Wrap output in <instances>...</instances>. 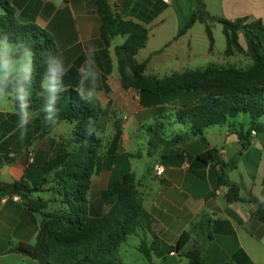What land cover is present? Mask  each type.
Wrapping results in <instances>:
<instances>
[{
	"label": "crops",
	"instance_id": "crops-1",
	"mask_svg": "<svg viewBox=\"0 0 264 264\" xmlns=\"http://www.w3.org/2000/svg\"><path fill=\"white\" fill-rule=\"evenodd\" d=\"M8 1L15 7L19 21L34 22L52 35L57 51L49 66H58L61 70L56 92L74 88L101 108L91 126L100 140L98 166L95 164L91 172L86 193L93 214L110 207L115 197L114 187L123 171L128 170L134 175L141 206L153 218L151 230L161 240L159 253L152 256L153 264H188L185 253L195 240L203 238L199 229H191V238L180 251L168 252L167 249L203 214L210 219L207 228L212 235L201 252L205 264H264V224L252 215L257 203L245 200L249 196L262 199L264 120H257L259 128H250L245 139L238 134L245 133L249 125L240 123L236 127L227 121L205 128L202 136L188 135L153 151L149 145V125L161 122L163 136L168 139L186 131L184 125L174 121L176 101L151 103L135 89L122 88L114 48L126 35L105 38L100 33L94 1ZM202 1L211 15L229 20H260L264 27V0ZM112 2L124 19L138 22L147 29L145 45L134 58L137 62H146L155 74H164L174 64H199L207 60V55L199 52L208 43L204 23L196 21L175 38L193 12L194 0ZM0 51L11 53L12 45L0 43ZM4 93L9 99L0 103V181L25 180L29 185L34 183L37 190L24 195H0V264H39L36 259L12 248L22 242L33 244L44 215L64 208L54 180L56 169H44L57 154L75 149L74 122L62 120L49 127L31 114L27 121H22L15 101L10 98L13 93ZM117 127L120 135L112 147ZM242 142H247L245 148ZM209 148L216 149L218 157L224 161L240 153L236 167L227 175L238 184L241 200H226L227 188L221 181L218 164L195 161L197 154ZM136 153L139 156H127ZM158 165L164 168L161 176L155 174ZM103 191L110 193L104 196ZM130 235L136 237L135 261L149 264L139 252L138 244L142 236L150 242L151 233L142 230ZM122 263L132 264L123 260Z\"/></svg>",
	"mask_w": 264,
	"mask_h": 264
},
{
	"label": "trees",
	"instance_id": "trees-1",
	"mask_svg": "<svg viewBox=\"0 0 264 264\" xmlns=\"http://www.w3.org/2000/svg\"><path fill=\"white\" fill-rule=\"evenodd\" d=\"M93 1L100 19V33L105 38L126 35L125 40L114 48L122 88L135 89L141 97L152 101L151 103L176 101L174 121L184 125L186 131L168 139L163 136L161 122L149 125V145L153 151L161 145L174 144L179 138L188 135L202 136L205 128L225 123L239 113L249 117V128L245 133L238 134L241 139L247 138L250 128H259L256 122L264 116V54L260 50L261 44L254 30L264 33L260 20L248 23L245 18L229 20L211 15L202 0H194L195 8L175 38L184 34L198 21L205 25L211 49L214 37L210 23H219L225 40V54L247 52L253 59V65L245 71L208 66L201 70H186L156 78L145 76L143 71L146 62H137L134 58L145 45L147 29L139 23L123 19L113 10L109 0ZM0 8V43L12 45L11 53L22 54L25 50L34 53V82H23L26 89L25 104L28 114L45 121L52 94L43 92L41 82L46 77L50 60L57 51L54 39L45 27L31 21H19L15 15V7L8 0H0ZM240 32L247 43V49L239 41ZM16 86L15 80H12L11 86L8 80L0 84L9 93H14ZM18 104L16 101L17 108ZM52 106L56 123L62 120L74 122L75 149L57 154L49 162L48 168L44 169H56L54 180L58 186L57 192L62 195L61 203L64 208L44 215L33 244L22 242L12 250L36 259L39 264H124L118 257L119 246L128 235L147 230L151 233L152 240L149 242L145 237H140L138 250L149 264H153L152 256L159 253L161 240L151 230L152 216L138 200L132 173L123 171L113 190L115 197L105 212L93 214L86 199L91 172L95 164L98 166L97 153L100 147V140L91 126L101 113V108L82 97L74 88L56 92ZM48 125L52 127L53 124ZM119 135L120 129L117 127L111 142L112 147L116 145ZM202 139L204 140L203 137ZM242 144L245 148L247 142ZM153 151L149 153L152 154ZM239 154L224 161L218 157L216 149L209 148L195 156L198 164H218L221 181L227 188L225 198L229 202L241 200L238 184L227 175L229 170L236 167ZM127 156L136 157L139 154ZM34 190H37L34 183L29 185L25 180L12 183L0 181V195H24ZM108 193L110 192L103 191L102 194L105 196ZM245 200L257 203L252 215L264 224V177L262 199L249 196ZM209 220L203 214L190 229L182 231L177 242L167 251L178 252L183 249L191 238V229H199L202 240H195L185 256L188 264H205L201 252L206 242L212 238L207 228Z\"/></svg>",
	"mask_w": 264,
	"mask_h": 264
},
{
	"label": "rangeland",
	"instance_id": "rangeland-1",
	"mask_svg": "<svg viewBox=\"0 0 264 264\" xmlns=\"http://www.w3.org/2000/svg\"><path fill=\"white\" fill-rule=\"evenodd\" d=\"M109 3L112 6L113 10L115 11L114 9L115 4L112 2V0H109ZM133 12L134 11L132 10V13ZM121 17L123 18V16ZM247 22L250 23L252 21H247ZM210 25L212 27L213 36H214L213 46L211 49H208V43L206 42V46L203 48V51L202 50L199 51L200 54L203 53L205 56L207 55V58H206L207 60H205L204 62L202 61L199 64H174L170 69H167L164 74H155L153 69L148 67L146 64L143 74L149 77L164 78L172 74L182 73L186 70H195V69L201 70L208 66H214L216 68L225 69V70L234 69V70H239V71H245L249 69L253 65V59L251 55L247 52H244V53L234 52L231 55H226L224 52L225 40L221 32V25L219 23H214V22H211ZM254 32L258 35L259 42L261 44L260 50L264 54V33L258 32L256 30H254ZM239 41L244 47V49H247V43L245 42L244 36L241 32L239 33ZM198 45L200 48L202 47L201 42L199 40H198ZM261 118L264 120V116ZM228 122L235 125L236 127L240 123L246 126V125H249V118L246 114L239 113L237 116L233 118H229ZM135 238L136 237L134 235H129L126 241L123 244H121V246L119 247L118 257L120 258L121 261L123 260V261H128L132 264H138V262L135 261L136 250L133 247ZM125 248H126V251H125Z\"/></svg>",
	"mask_w": 264,
	"mask_h": 264
},
{
	"label": "clouds",
	"instance_id": "clouds-1",
	"mask_svg": "<svg viewBox=\"0 0 264 264\" xmlns=\"http://www.w3.org/2000/svg\"><path fill=\"white\" fill-rule=\"evenodd\" d=\"M33 59L34 53L27 50H25L22 54L16 52H12L10 54L9 51H0V84H2L5 80H8L10 86L12 80L17 82L15 92L10 98H12L15 102H19L17 105L19 109L18 115L22 121H27L29 118L25 104L26 89L23 82L26 81L29 84L34 82ZM60 72L61 70L58 66H50L42 84V86L46 88L50 94H52L47 107V115L44 118L47 124L56 123L53 118L52 100L55 99V93L59 86ZM8 99L9 97L6 96L3 88L0 87V103H3Z\"/></svg>",
	"mask_w": 264,
	"mask_h": 264
},
{
	"label": "built area",
	"instance_id": "built-area-1",
	"mask_svg": "<svg viewBox=\"0 0 264 264\" xmlns=\"http://www.w3.org/2000/svg\"><path fill=\"white\" fill-rule=\"evenodd\" d=\"M164 171V168L162 165H158L156 168H155V174L158 175V176H161L162 173Z\"/></svg>",
	"mask_w": 264,
	"mask_h": 264
}]
</instances>
